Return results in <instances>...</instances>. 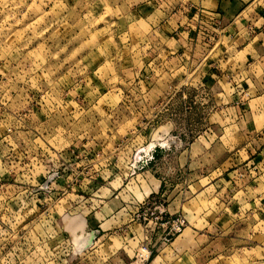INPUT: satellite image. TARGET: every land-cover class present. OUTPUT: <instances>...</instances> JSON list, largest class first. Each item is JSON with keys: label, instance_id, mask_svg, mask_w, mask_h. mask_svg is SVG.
<instances>
[{"label": "rangeland", "instance_id": "obj_1", "mask_svg": "<svg viewBox=\"0 0 264 264\" xmlns=\"http://www.w3.org/2000/svg\"><path fill=\"white\" fill-rule=\"evenodd\" d=\"M192 2L0 0V264H264V111L169 54Z\"/></svg>", "mask_w": 264, "mask_h": 264}, {"label": "crops", "instance_id": "obj_2", "mask_svg": "<svg viewBox=\"0 0 264 264\" xmlns=\"http://www.w3.org/2000/svg\"><path fill=\"white\" fill-rule=\"evenodd\" d=\"M192 1L180 22L185 27L172 38L176 50L169 54H176L181 63L182 57L191 54L196 56L197 48L202 47L204 53L199 57L207 61V69L201 73V77L213 85V82L220 79H228L232 88L235 86L234 81L239 83L240 94L245 93L246 98L242 103L243 117L260 116L264 111V104L260 102L263 96L259 97L264 92L262 3L259 0ZM198 13H202V17L206 19L202 25L205 27L207 40L200 39L202 27L196 23ZM209 86L211 85L207 84L206 87L209 89ZM253 94L258 96L256 100L253 99ZM258 135L264 138V131Z\"/></svg>", "mask_w": 264, "mask_h": 264}, {"label": "built area", "instance_id": "obj_3", "mask_svg": "<svg viewBox=\"0 0 264 264\" xmlns=\"http://www.w3.org/2000/svg\"><path fill=\"white\" fill-rule=\"evenodd\" d=\"M183 223H179V224H176V223H173V225L171 226V228L169 229V232L171 233H178L182 227Z\"/></svg>", "mask_w": 264, "mask_h": 264}, {"label": "water", "instance_id": "obj_4", "mask_svg": "<svg viewBox=\"0 0 264 264\" xmlns=\"http://www.w3.org/2000/svg\"><path fill=\"white\" fill-rule=\"evenodd\" d=\"M89 235H90V237H89L90 242H92L94 240L95 234L93 232H91Z\"/></svg>", "mask_w": 264, "mask_h": 264}, {"label": "bare ground", "instance_id": "obj_5", "mask_svg": "<svg viewBox=\"0 0 264 264\" xmlns=\"http://www.w3.org/2000/svg\"><path fill=\"white\" fill-rule=\"evenodd\" d=\"M90 237V236H89ZM88 240H90V239H88ZM90 242V241H89Z\"/></svg>", "mask_w": 264, "mask_h": 264}]
</instances>
